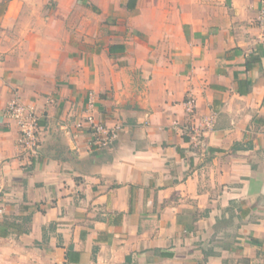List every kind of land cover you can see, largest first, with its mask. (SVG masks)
I'll return each mask as SVG.
<instances>
[{
  "label": "crops",
  "instance_id": "1",
  "mask_svg": "<svg viewBox=\"0 0 264 264\" xmlns=\"http://www.w3.org/2000/svg\"><path fill=\"white\" fill-rule=\"evenodd\" d=\"M260 7L0 0V264H264ZM14 98L42 117L35 158ZM89 99L122 127L106 148L66 131Z\"/></svg>",
  "mask_w": 264,
  "mask_h": 264
},
{
  "label": "built area",
  "instance_id": "2",
  "mask_svg": "<svg viewBox=\"0 0 264 264\" xmlns=\"http://www.w3.org/2000/svg\"><path fill=\"white\" fill-rule=\"evenodd\" d=\"M260 9L257 17V24L262 31L261 39L264 40V0H259ZM48 104L52 101L48 100ZM185 113L192 117L195 114V101L192 98H187L183 102ZM1 117L4 120L13 122L18 129L17 148L21 153L29 158H35L41 146V116L36 110L24 104L19 98H14L9 101L1 111ZM72 128L67 127V132L75 133L83 132L90 137V143L96 148H106L110 146L119 136L122 129L120 124L108 127L106 124L99 122L94 115L93 101L89 99L82 116L75 121ZM211 120H203L198 125L187 127L186 130L191 134V138L195 143H199L205 130L210 129ZM75 136V135H74Z\"/></svg>",
  "mask_w": 264,
  "mask_h": 264
}]
</instances>
